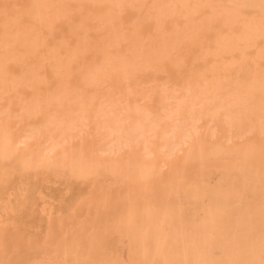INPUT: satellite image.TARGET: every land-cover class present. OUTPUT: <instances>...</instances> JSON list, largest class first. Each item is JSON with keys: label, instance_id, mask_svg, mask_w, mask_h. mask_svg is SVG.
Listing matches in <instances>:
<instances>
[{"label": "bare ground", "instance_id": "1", "mask_svg": "<svg viewBox=\"0 0 264 264\" xmlns=\"http://www.w3.org/2000/svg\"><path fill=\"white\" fill-rule=\"evenodd\" d=\"M0 264H264V0H0Z\"/></svg>", "mask_w": 264, "mask_h": 264}]
</instances>
